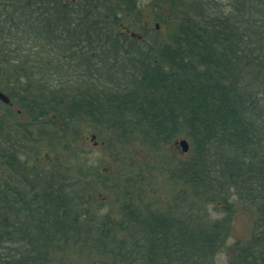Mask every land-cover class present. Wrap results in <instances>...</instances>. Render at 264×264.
<instances>
[{
	"label": "trees",
	"instance_id": "obj_1",
	"mask_svg": "<svg viewBox=\"0 0 264 264\" xmlns=\"http://www.w3.org/2000/svg\"><path fill=\"white\" fill-rule=\"evenodd\" d=\"M220 1L225 4L186 0L189 10L170 42L148 49L147 56L123 60L116 58L127 38L113 36L112 24L87 26L82 32L95 37L79 39L66 16L59 18L56 0L0 3L11 27L25 31L26 38L13 35L9 47L35 41L45 54L58 57L47 56L37 66L39 62L12 59L8 41H0V76L7 80L0 90L25 116L18 119L17 111L0 103L6 114L0 115V264H69L63 259L66 250H100L113 264H214L222 224L208 228L200 210L196 215L191 207L182 211L184 185L191 197L225 186L252 210L254 231L237 264L264 259V0ZM100 49L114 56L111 65L132 67L124 81L110 82V87L105 83L101 92L91 93L86 72L77 74L80 82L75 84L68 72L76 57L88 60L87 53ZM10 63L23 73L18 82ZM69 85L77 86L68 92L64 87ZM11 115L19 121L15 127L7 125ZM83 118L150 148L180 134L188 139L192 155L181 167V190L174 191L169 211H136L128 204L120 220L102 226L77 211V185L69 178H27L17 191L1 176L2 170L14 173L39 153L31 148L33 133L41 134L58 120L68 125Z\"/></svg>",
	"mask_w": 264,
	"mask_h": 264
},
{
	"label": "rangeland",
	"instance_id": "obj_2",
	"mask_svg": "<svg viewBox=\"0 0 264 264\" xmlns=\"http://www.w3.org/2000/svg\"><path fill=\"white\" fill-rule=\"evenodd\" d=\"M3 1L5 0H0V3ZM134 1V6L129 7L127 5L128 10L125 11V8L122 10L124 13L121 18L131 31L142 35L143 40L138 42L129 37H126V41L121 40L119 54H122L117 55L116 60H123L130 56H147L145 54L148 49H156L157 45L170 42V38L183 21V16H186L189 10L186 9V0ZM216 3L217 5L225 4L220 0H216ZM0 14H3L0 16V29L8 28L6 33L0 31V41H8L6 49L8 51L13 50L12 59L21 57V61L28 59L33 63L39 62L37 66L42 65L41 62L43 63L47 56L49 59H58L48 52L45 54L35 41H29L27 45L10 44L9 47V39L13 35L18 39L26 38L23 33L25 31H21V27L17 25L18 28L14 25L11 27L4 7L0 9ZM115 27L117 26L113 27L114 31L120 33L121 31ZM101 45L98 43V46ZM124 48H127L128 56L124 54ZM85 57L88 60L83 59L81 61L80 58L76 57L70 64L71 69L68 74L71 77L79 74V66H88L92 69L89 73L87 68L89 80L92 79L91 84H88L91 86V93H94L95 90L101 92L99 89L105 83L106 85L109 84L108 87H110L112 85L110 82H114V86L116 82L124 81V78L129 75V68L132 67L129 65L125 70H120L126 66L111 65L110 60L114 56L108 55L107 52L103 53L101 49L87 53ZM112 61L114 60L112 59ZM53 65L54 63L51 67ZM13 66V63H10L8 68H10V72L12 70L17 73L15 74L17 79L14 81L18 82L23 73L20 70H13ZM109 68L112 70L110 71ZM24 69L31 72L29 65H25ZM41 70L45 72L44 68ZM108 72L109 78H107ZM25 77H29V75ZM98 81L101 82L97 84ZM31 84L38 87L33 82H30ZM6 85V76L1 75L0 88H4ZM69 86L72 88H64H67L68 92H73V88L77 85ZM15 109L17 110V107ZM0 115L6 116L1 111ZM21 118L25 119V116L21 114L18 119ZM17 123H19L17 117L8 116V127H15ZM62 124L61 121H58L56 124H50L43 128L41 134L33 133L32 142L34 144L31 148L39 153L31 159L33 162H29V166L22 162L21 167L14 173H3L4 170H2L1 176L4 177V180L8 183L20 182L24 173L29 180L43 179L45 176L57 172L58 175H63L65 178L71 177L69 181L77 185V189L73 193L74 198H76L77 211L82 214L85 213L87 219L94 218L102 226H107V222L116 223L120 219L124 206L128 204H131V207L139 208L141 211L147 208L162 209L168 207L172 203L174 191L181 190V183L177 181L181 167L185 162H188L192 155L191 144L184 135H177L168 144L150 148L148 144L139 140L125 141L121 135H117L113 130V132L110 131L105 123H94L83 118L75 120L71 126ZM59 127H63V129H59ZM90 134L95 135L93 140L90 138ZM182 139L186 140L188 144V151L184 154L181 153V147L177 143ZM47 159L51 160L53 165L41 168L42 163ZM41 171L45 174L42 175ZM29 172H37V176L34 177ZM149 190H153L155 195L151 197L148 193ZM220 190L217 186L212 190L215 193L210 191L200 194L201 196L191 197L190 188L187 189L186 185L182 188V192L186 195L187 208L191 207L193 215H196L197 211L200 214L199 210L201 211L205 227L209 228L214 223L222 224L224 233L216 251L214 264H233L234 262L237 264L240 260L241 250L247 247L250 242L256 217L252 210L237 201L235 195L228 191L225 186ZM187 196L191 197L192 200L187 201ZM187 208L183 211L188 212ZM63 259L65 263L69 264H113L109 258L105 259L104 256H101L100 250H92L90 253L66 250ZM252 264H264V259L260 258Z\"/></svg>",
	"mask_w": 264,
	"mask_h": 264
},
{
	"label": "flooded vegetation",
	"instance_id": "obj_3",
	"mask_svg": "<svg viewBox=\"0 0 264 264\" xmlns=\"http://www.w3.org/2000/svg\"><path fill=\"white\" fill-rule=\"evenodd\" d=\"M130 2L133 5L135 1L134 0H127V1L126 0H56L55 6L58 9L59 18H62L60 16H66L64 18H66V20L68 21L69 24L73 25V27L75 29L73 37H75V38H79V39H87L88 38L89 39V38L95 37V36H92L86 32H82V31H86L87 26H92L94 24H104V25L112 24L114 26H117L115 28H117L121 31L120 33L114 32L113 36L129 37L131 39L137 40L138 42H141L143 40V36L131 31L130 28L124 23V21L121 18L122 14L124 13V12H122V10H124V8H125V11H127L128 9L126 6L128 5L130 7L131 6L129 4ZM80 31L82 33H80ZM130 33H135V34L139 35L140 38L131 37ZM87 68H88V71L91 72L92 69H90L88 66L87 67L86 66H79L78 69L80 71L79 74H81L82 72H86L87 73L86 79H89L90 76L88 75ZM78 75L75 77L72 76V79L75 80V81L72 80L73 84H75L76 82H80L79 80L76 81V79H78ZM56 78L60 79L61 77L56 76ZM90 82H89V84H91ZM2 104L7 106L9 109H11L13 111H17L18 115L21 116L20 111L16 110L14 106L7 105L4 103H2ZM21 119H23V118H21ZM69 125L71 126V124H69ZM80 137L82 138V135ZM94 137H95V135L90 134V138L92 140L94 139ZM86 139H88V138H86ZM30 162L32 163L33 161H30ZM28 163L29 162H26L27 165H28ZM49 165H53L52 161L49 159L44 160L41 168H43L44 166H49ZM55 169H57V168H55ZM30 174H33L32 176H34V177L37 176V172H31ZM41 174L44 175L45 173L41 171ZM23 175H24L23 179H20L21 183H23V182L26 183V181H27L26 173H24ZM23 175H21V176H23ZM54 175H56V179L61 178V175H58V172L55 173ZM51 176L52 175L47 176V177H51ZM63 177H65V176H63ZM68 178L71 179V177H67L66 179H68ZM28 180H29V178H28ZM35 180H38V178H36ZM148 193L151 195V197L153 195H155V192L153 190H149ZM164 201L166 202V200H164ZM170 207H172V203L168 207H163L162 209H150V208L149 209L153 210V211L158 210V211L165 212ZM180 207L182 208V211L185 208H187L185 193L183 195L182 204L180 205ZM134 208H135L134 210H136V211L140 210L139 208H136V207H134ZM168 213H171V212H168ZM121 217L122 216H120V219H121Z\"/></svg>",
	"mask_w": 264,
	"mask_h": 264
},
{
	"label": "water",
	"instance_id": "obj_4",
	"mask_svg": "<svg viewBox=\"0 0 264 264\" xmlns=\"http://www.w3.org/2000/svg\"><path fill=\"white\" fill-rule=\"evenodd\" d=\"M130 36L140 38V36L135 34V33H130ZM0 101L4 104H9L8 97L4 93H2L1 91H0ZM177 143L181 147V153L184 154L188 151V144H187L186 140L182 139V140L178 141Z\"/></svg>",
	"mask_w": 264,
	"mask_h": 264
},
{
	"label": "bare ground",
	"instance_id": "obj_5",
	"mask_svg": "<svg viewBox=\"0 0 264 264\" xmlns=\"http://www.w3.org/2000/svg\"><path fill=\"white\" fill-rule=\"evenodd\" d=\"M37 7H38L37 4L33 6V8H35V9H36ZM39 85H41V84H39ZM7 97H8V96H7ZM8 99H9V104H7V105H12V106H13V102H12V100H11L9 97H8ZM9 184L12 185L13 187H15V189H16L17 191H19V190H18V185H20V186H22V187H25V186H26V185H25L26 183H24V182L21 183V181H20V182L17 181V182H15V183L10 182ZM24 191H27V189H25ZM107 223H110V222H107Z\"/></svg>",
	"mask_w": 264,
	"mask_h": 264
}]
</instances>
